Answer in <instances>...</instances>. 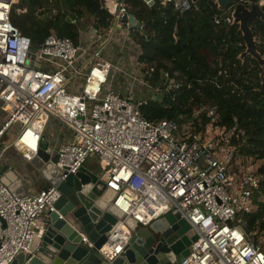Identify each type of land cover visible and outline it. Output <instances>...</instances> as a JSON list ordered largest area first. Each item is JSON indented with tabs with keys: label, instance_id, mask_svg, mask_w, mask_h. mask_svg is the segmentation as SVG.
Instances as JSON below:
<instances>
[{
	"label": "built area",
	"instance_id": "1",
	"mask_svg": "<svg viewBox=\"0 0 264 264\" xmlns=\"http://www.w3.org/2000/svg\"><path fill=\"white\" fill-rule=\"evenodd\" d=\"M17 1L0 0V103L6 111L0 166L11 162L15 167L20 159L10 148L28 162L45 133L62 179L96 153L99 177L115 191L112 203L124 213L98 248L106 259L129 246L135 232L129 219L137 228L179 213L197 237L178 264H264L263 244L240 226L242 213L257 206L254 195L264 174L240 152L234 140L240 132L215 123L214 108H209L212 120L205 128L191 134L172 118L152 121L139 112V105L148 101L136 97L137 90L165 94L182 83L179 71L170 67L161 69L162 84H152L156 68L140 60V44L124 20L126 0H102L113 15L110 26L83 28L78 41L51 31L38 46L12 20ZM167 1L182 12L197 0ZM240 1L264 5V0ZM233 10L234 5L227 8V21L233 22ZM116 41L121 51L124 46L131 50L129 58L105 53ZM202 109L208 106L202 104ZM52 120L69 130L65 139H58L57 131L49 135ZM61 195L54 184L19 194L0 177V264L31 251L34 235L43 234L48 211ZM83 241L93 246L85 234Z\"/></svg>",
	"mask_w": 264,
	"mask_h": 264
},
{
	"label": "trees",
	"instance_id": "2",
	"mask_svg": "<svg viewBox=\"0 0 264 264\" xmlns=\"http://www.w3.org/2000/svg\"><path fill=\"white\" fill-rule=\"evenodd\" d=\"M126 3L143 24L131 34L140 44V60L156 68L152 84H162L161 69L170 67L182 83L163 98L147 99L139 112L152 121L172 118L191 134L205 128L214 108L215 123L240 132L234 137L240 152L264 174V68L251 54L240 56L246 44L239 25L226 20L229 11L215 0H197L182 12L171 1ZM11 17L34 46L51 31L78 41L83 28L102 29L113 19L102 0H18ZM251 26L264 55V21L257 18ZM202 104L208 109L201 110ZM254 198L257 206L242 213L240 226L249 237L264 238V176Z\"/></svg>",
	"mask_w": 264,
	"mask_h": 264
},
{
	"label": "water",
	"instance_id": "3",
	"mask_svg": "<svg viewBox=\"0 0 264 264\" xmlns=\"http://www.w3.org/2000/svg\"><path fill=\"white\" fill-rule=\"evenodd\" d=\"M147 1L152 4L155 0ZM217 2L223 11L234 5L233 23L239 25L246 44L240 56L251 54L264 68V55L258 49V39L251 26L257 18L264 21L263 5L254 3L248 6L240 0ZM124 20L129 21L133 29L143 27L133 13L129 12ZM163 96L164 93L159 92L153 98ZM56 159L45 133L38 153L28 160V164L38 171L39 177L57 185L62 195L55 208L48 211L50 219L43 234L34 235L31 251L20 252L10 264H178L189 254L197 235L192 234L190 223L181 214L169 213L149 226L137 228L135 220L129 219L128 223L135 232L127 249L114 259L103 257L98 248L107 240L109 230L124 215L112 203L115 191L84 165L76 173L62 179L61 171L54 165ZM0 177L17 193H28L24 177L11 162L0 166ZM84 234L93 246L83 241Z\"/></svg>",
	"mask_w": 264,
	"mask_h": 264
},
{
	"label": "crops",
	"instance_id": "4",
	"mask_svg": "<svg viewBox=\"0 0 264 264\" xmlns=\"http://www.w3.org/2000/svg\"><path fill=\"white\" fill-rule=\"evenodd\" d=\"M130 52H131V50H129L126 46H124L123 51H121L120 50V44L117 43V41L111 42L105 48V53L108 56H112L113 58H118L119 55H122L123 58H129ZM125 65L129 66V62H126ZM5 117H6V111L2 108L1 103H0V126L3 123V120L5 119ZM53 121L56 125H58V130H57L58 139H65L69 134V130H67L66 128L61 129V126H60L61 123L56 121V120H53ZM50 134H52V133H49V135ZM9 151L14 152V153H10V154L16 155V161L18 158H20L16 164L14 163V165H15V168L20 173V175L24 177V179L27 183V186H28V189H27L28 192L39 190L40 188L49 184L48 181L44 177H42V178L39 177L38 171H36V169L33 166L29 167V164L24 159L22 153H18V151L15 148H10ZM95 172L99 175V173L96 171V169H95Z\"/></svg>",
	"mask_w": 264,
	"mask_h": 264
},
{
	"label": "rangeland",
	"instance_id": "5",
	"mask_svg": "<svg viewBox=\"0 0 264 264\" xmlns=\"http://www.w3.org/2000/svg\"><path fill=\"white\" fill-rule=\"evenodd\" d=\"M19 11H22V9H20ZM153 95H154L153 90L147 89V88H142V90H137L136 94H135L136 97H144L147 99L152 98ZM57 130H58V125H56L53 120L50 121L48 128H47V131L49 133H51V132H55ZM84 165L87 169H89L93 172H95V169L99 174H100V172H102V168H101V164H100V157L96 153L89 154ZM40 178H42V177H40ZM251 238L255 239L254 236H252ZM255 240H257L261 244L264 243V238L261 236H259V238L255 239Z\"/></svg>",
	"mask_w": 264,
	"mask_h": 264
}]
</instances>
